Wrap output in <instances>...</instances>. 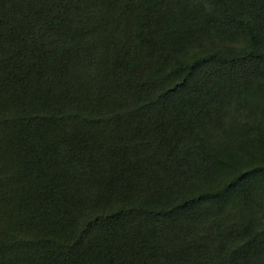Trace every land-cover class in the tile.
Listing matches in <instances>:
<instances>
[{
  "label": "trees",
  "instance_id": "obj_1",
  "mask_svg": "<svg viewBox=\"0 0 264 264\" xmlns=\"http://www.w3.org/2000/svg\"><path fill=\"white\" fill-rule=\"evenodd\" d=\"M0 264H264V0H0Z\"/></svg>",
  "mask_w": 264,
  "mask_h": 264
}]
</instances>
